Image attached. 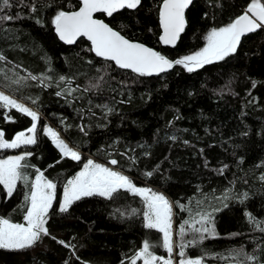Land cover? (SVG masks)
<instances>
[{
	"label": "trees",
	"instance_id": "16d2710c",
	"mask_svg": "<svg viewBox=\"0 0 264 264\" xmlns=\"http://www.w3.org/2000/svg\"><path fill=\"white\" fill-rule=\"evenodd\" d=\"M161 2L141 0L135 10L97 16L174 61L203 48L207 33L242 14L250 0L194 1L186 13V29L173 48L159 41ZM11 3L10 9L0 13L14 17L0 21V54L6 58L0 60V88L37 108L41 115L37 143L0 149V159L31 152L25 161L28 167L22 169L29 182L38 169L57 189L47 224L51 236L23 251L0 249V264H65L66 260L69 264H121L122 260L130 264L128 258L145 240L155 245L156 255H167L163 234L145 227L146 208L139 196L121 190L111 200L83 197L68 212H59L64 185L89 157L107 164L115 159L118 163L113 167L129 174L135 184L146 183L165 192L175 204L177 233L184 220L210 212L218 236L188 247L191 255L206 252L209 255L204 260L225 264L233 262L231 250L243 247L264 264V232L246 216L251 213L264 221V29L242 37L236 53L223 61L194 72L177 65L166 73L140 76L97 57L85 39L74 45L59 40L52 20L58 11L77 9V0ZM32 3L36 12L26 6ZM29 73L51 77L44 82L49 86L31 80ZM6 76L24 79L17 85ZM60 76L70 79L71 85L65 82L57 87ZM65 87L77 90L57 96ZM34 98H38L36 104L31 102ZM105 105L113 111L109 113ZM46 120L82 151L81 161L61 158L43 134ZM30 126V117L0 108V130L8 141ZM146 172L153 175L147 177ZM29 190L21 181L8 197L0 185V216L23 223L22 206ZM191 239L189 232L185 241Z\"/></svg>",
	"mask_w": 264,
	"mask_h": 264
},
{
	"label": "snow or ice",
	"instance_id": "6c2138e0",
	"mask_svg": "<svg viewBox=\"0 0 264 264\" xmlns=\"http://www.w3.org/2000/svg\"><path fill=\"white\" fill-rule=\"evenodd\" d=\"M22 2L23 0H21ZM192 2L193 0H162L159 7V21L162 29L160 41L163 44L173 46L176 44L177 39L186 27L185 10ZM80 3L81 6L78 11L66 12L61 10L54 16L52 23L59 39L66 44H74L80 37H86L91 42L90 51H93L97 57H101L106 61H113L119 68L130 69L140 76L163 73L177 65L183 66L189 73L194 72L205 65L223 61L226 57L236 53L242 37L264 29V2L262 0H250L242 14L235 17L227 25L219 28L214 27L207 33L205 37L206 44L203 48L173 61L144 44L130 41L103 20L94 18L96 13H104L112 17L114 13L122 9H137L141 5V0H80ZM26 6L30 7L32 12L37 11L34 3ZM11 7V0H0V13ZM13 19L12 15H0V21H11ZM37 23H40V21L37 20ZM5 59L0 54V60ZM97 71L101 70L97 69ZM5 78L11 84L17 85L24 79L19 76L16 80H11L7 76ZM28 78L33 81L38 80L40 84L46 87L49 85L44 83L45 80H51V77L44 75L38 77L30 73ZM65 82L67 85L72 83L70 79L60 76L57 87L60 83ZM9 86L5 85V87ZM96 86L93 85V87ZM254 86L255 82H253ZM76 90V88L65 87L58 91L56 95L60 96L65 93L71 95ZM37 99H32V104H36ZM0 108L15 109L31 119V126L26 131L17 133L11 141L5 139L3 131L0 130V149H17L21 146L35 145L40 121L38 110L26 106L23 102L4 91H0ZM105 108H107L106 105ZM107 111L110 113L113 110L107 108ZM6 119L11 118L6 116ZM81 131H84V129L81 128ZM43 134L51 139L61 153L62 159L67 157L73 161H81V153L70 147L53 128L45 125ZM31 155V152H25L21 155L0 159V185L6 190V195L11 197L17 183L21 181L28 185L30 189L25 194V203L22 206L24 211L23 223H14L10 219L0 218V249L23 251L35 246L43 237L51 236L47 224L50 210L56 199L57 184L47 179L38 169L35 179L29 182L28 175L22 169L28 167L25 161ZM59 162L57 161V163ZM109 163L116 165L118 162L111 159ZM152 175V172L145 173L147 177ZM121 190L142 198L146 208L143 213L145 227L156 229L163 234L162 247L168 254L167 258L157 256L152 250L155 245L145 240L142 247L128 258L130 264H137V261H142V264H174L173 252L175 248L179 249L180 260L178 264H204V257L208 256V253L205 252L199 258H188L185 249L199 246L205 239L218 236L210 212L197 213L199 219L192 217L184 220L179 226L178 233H174L173 203L164 194L148 187H138L129 176L121 171L96 163L93 159H88L83 164L82 169L67 180L63 188V199L59 204V212H68L72 204L83 197L99 196L111 200ZM244 197H247L246 193ZM223 199H228L227 194ZM176 206L182 210L185 208L178 202ZM213 211H219V209H213ZM135 212L136 210L133 209L132 213L135 214ZM246 216L250 224H253L259 231L264 232V221L257 220L251 213H246ZM196 225H199V227ZM189 232L192 234V239L185 241V236ZM174 234L179 236V243L174 240ZM51 238L56 239V237ZM57 242L66 248L74 249L75 247L63 240ZM72 254L75 255V252L73 251ZM229 257L234 264H260L258 257L245 252L243 247L231 250ZM65 264H69V262L66 260ZM121 264H124L123 260Z\"/></svg>",
	"mask_w": 264,
	"mask_h": 264
},
{
	"label": "rangeland",
	"instance_id": "374dc122",
	"mask_svg": "<svg viewBox=\"0 0 264 264\" xmlns=\"http://www.w3.org/2000/svg\"><path fill=\"white\" fill-rule=\"evenodd\" d=\"M0 91H4L6 94H9V95H12V96H14L16 99H18L19 101H21V102H23L26 106H28V107H31V108H33V109H35V110H38L37 108H35V107H33V106H30V105H28V104H26L24 101H22L20 98H18V97H16L14 94H12V93H10V92H6L5 91V89H2V88H0ZM7 111H9V109H6ZM38 112H39V114L41 115V112L38 110ZM45 125H47V126H49V127H51V128H53L55 131H57L59 134H60V132H59V130L56 128V126L55 125H53L49 120H46V123H45ZM44 125V126H45ZM26 131V130H25ZM60 136H61V138L62 139H64L63 137H62V135L60 134ZM65 140V142L66 143H68L69 144V146L70 147H72V148H74V149H76V150H78L80 153H81V155H82V151L79 149V148H77V147H75V146H73V145H71L66 139H64ZM21 154H23V153H21ZM21 154H15V155H21ZM15 155H12V156H15ZM89 157V156H88ZM88 159H93L96 163H99V164H103V165H106V166H109V167H112L114 170H117V171H121V170H118L117 168H115V167H113V165H111V164H107V163H103V162H100V161H98V160H96V159H94L93 157H89ZM87 159V160H88ZM87 160H86V162H87ZM85 162V163H86ZM81 170V169H80ZM79 170V171H80ZM122 172V171H121ZM123 174H125V175H127V176H129L132 180H133V178L129 175V174H127V173H124V172H122ZM72 178V177H71ZM48 179V178H47ZM51 180V179H50ZM53 181V180H52ZM54 182V181H53ZM133 182H134V180H133ZM135 183V182H134ZM137 185V184H136ZM138 187H148V188H151V189H153L154 191H156V192H159V193H162V194H164L168 199H169V201L170 202H172L173 203V229H174V233H177L176 232V223H175V204H174V201L165 193V192H163V191H161V190H158V189H156V188H153L152 186H150V185H147L146 183H144V184H142V185H137ZM62 199H63V193H62ZM55 201V200H54ZM62 202V201H61ZM54 203V202H53ZM0 218H2L1 216H0ZM174 240L177 242V236L174 234ZM178 243V242H177ZM178 252H179V249L178 248H175L174 249V252H173V259H174V264H178V261L180 260V257H179V255H178ZM185 252H186V255H187V257L188 258H199V257H201L200 255H191L189 252H188V248H186L185 249ZM167 253V252H166ZM158 256V255H157ZM167 256H168V254L166 255V256H164L165 258H167ZM141 264H142V261H141ZM204 264H222V263H220V262H209V261H206V260H204ZM225 264H234L233 262H231V263H225Z\"/></svg>",
	"mask_w": 264,
	"mask_h": 264
},
{
	"label": "water",
	"instance_id": "95a60500",
	"mask_svg": "<svg viewBox=\"0 0 264 264\" xmlns=\"http://www.w3.org/2000/svg\"><path fill=\"white\" fill-rule=\"evenodd\" d=\"M79 3H80V0H77ZM194 1H196V0H193V2H192V4L194 3ZM161 4H162V2H161ZM160 4V5H161ZM191 4V5H192ZM191 5H189V7H188V9L190 8V6ZM81 6V3H80V5H79V7ZM79 7L77 8V9H74V10H70V11H66V12H72V11H78L79 10ZM139 7V6H138ZM188 9H186L185 10V18H186V13H187V11H188ZM123 10V9H122ZM128 10H132V9H128ZM135 10V9H134ZM121 11V10H120ZM119 12V11H118ZM97 14H99V13H96V14H94V18L95 19H99V20H103L105 23H107V24H109L107 21H105V19H103L102 17H98L97 16ZM102 14H104V13H102ZM115 14V13H114ZM106 15V14H105ZM106 17H109V16H107L106 15ZM158 19H159V13H158ZM109 26L110 27H112L114 30H116V31H119L118 29H116V28H114L113 26H111L110 24H109ZM186 26H187V19H186ZM159 27H160V21H159ZM185 29H186V27H185ZM54 30H55V26H54ZM160 36H161V34H162V29H161V27H160ZM185 31V30H184ZM184 31L180 34V36H179V38L177 39V41H176V44L173 46V45H165V44H163L161 41H160V36H159V41H160V43H161V45L162 46H164V47H171V48H173V47H175L177 44H178V42H179V39H180V37H181V35L184 33ZM120 32V31H119ZM121 33V32H120ZM55 34L57 35V33H56V31H55ZM121 35H123L125 38H127V39H129L130 41H134V42H138V43H141V44H144L145 46H147V47H149V48H152L151 46H149V45H147V44H145V43H143V42H140V41H137V40H132V39H130V38H128V37H126L124 34H122L121 33ZM249 35V34H248ZM57 37H58V35H57ZM59 38V37H58ZM80 39H85L87 42H89L90 43V45H91V42L89 41V40H87V38L86 37H80L74 44H76ZM60 40V39H59ZM61 41V40H60ZM62 43H64V44H66L65 42H63V41H61ZM74 44H66V45H74ZM153 49V48H152ZM153 50H155V49H153ZM156 51V50H155ZM93 52V51H92ZM94 53V52H93ZM103 59V58H102ZM113 62V61H112ZM125 70H130V69H125ZM171 69H169V70H167V71H165V72H163V73H166V72H168V71H170ZM159 74H162V73H159ZM159 74H153V75H159Z\"/></svg>",
	"mask_w": 264,
	"mask_h": 264
}]
</instances>
